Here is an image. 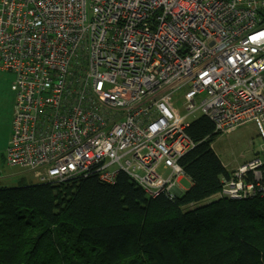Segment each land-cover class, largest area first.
<instances>
[{
  "label": "built area",
  "instance_id": "2783aa9c",
  "mask_svg": "<svg viewBox=\"0 0 264 264\" xmlns=\"http://www.w3.org/2000/svg\"><path fill=\"white\" fill-rule=\"evenodd\" d=\"M0 70L6 161L38 183L122 171L173 196L200 114L219 134L254 126L263 148L219 196L264 197V0H0Z\"/></svg>",
  "mask_w": 264,
  "mask_h": 264
},
{
  "label": "trees",
  "instance_id": "16d2710c",
  "mask_svg": "<svg viewBox=\"0 0 264 264\" xmlns=\"http://www.w3.org/2000/svg\"><path fill=\"white\" fill-rule=\"evenodd\" d=\"M187 135L191 185L178 196L151 197L122 171L112 184L0 188V264H264V197L219 196L230 177L211 148L219 133L199 115Z\"/></svg>",
  "mask_w": 264,
  "mask_h": 264
},
{
  "label": "rangeland",
  "instance_id": "374dc122",
  "mask_svg": "<svg viewBox=\"0 0 264 264\" xmlns=\"http://www.w3.org/2000/svg\"><path fill=\"white\" fill-rule=\"evenodd\" d=\"M14 79V75L7 71L0 70V188L17 187L21 182L38 183L34 175L18 166L7 163L5 155L12 134V123L14 116L15 94L9 91L7 83ZM176 105L181 108L180 94L174 96ZM200 114L190 116L192 121ZM211 148L218 156L227 171L236 170L239 166L252 160L254 155L260 153L263 148L262 140L256 135V130L251 124L236 128L229 133L217 135ZM133 174H142L135 168H129ZM159 173L166 178L169 172L160 167ZM191 183L188 178H182L178 182V188L183 193L189 189ZM211 198L209 201H213ZM208 201V202H209Z\"/></svg>",
  "mask_w": 264,
  "mask_h": 264
},
{
  "label": "water",
  "instance_id": "95a60500",
  "mask_svg": "<svg viewBox=\"0 0 264 264\" xmlns=\"http://www.w3.org/2000/svg\"><path fill=\"white\" fill-rule=\"evenodd\" d=\"M173 194H174L175 196H178V195L181 194V191L178 190V189H175V190H173Z\"/></svg>",
  "mask_w": 264,
  "mask_h": 264
},
{
  "label": "crops",
  "instance_id": "0c3cea01",
  "mask_svg": "<svg viewBox=\"0 0 264 264\" xmlns=\"http://www.w3.org/2000/svg\"><path fill=\"white\" fill-rule=\"evenodd\" d=\"M251 125H252V124H251ZM252 126H253V125H252ZM256 154H258V152H257ZM256 154H255V155H256ZM255 155H254V157H255ZM254 157H253V158H254ZM253 158H252V159H253ZM250 161H251V160H250Z\"/></svg>",
  "mask_w": 264,
  "mask_h": 264
}]
</instances>
